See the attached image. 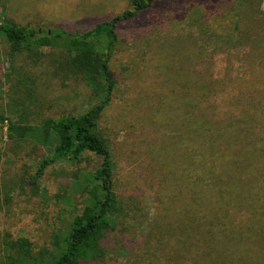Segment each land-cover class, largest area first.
<instances>
[{
    "label": "rangeland",
    "instance_id": "1",
    "mask_svg": "<svg viewBox=\"0 0 264 264\" xmlns=\"http://www.w3.org/2000/svg\"><path fill=\"white\" fill-rule=\"evenodd\" d=\"M130 3L0 0V25H62L82 31L129 10ZM235 7L241 18L234 16ZM242 18L264 21V0H161L120 27L111 60L117 84L99 123L113 162L112 188L125 219L120 238L110 242L117 250L108 253L109 264H159L144 257L148 227L159 226L158 234L165 233L199 215L189 208L191 194H180V188L186 193L180 173L175 171L178 180L168 183L162 165L165 161L172 169L184 162L179 158L184 148L176 141L179 119L185 116L182 99L197 101L193 93L200 75L214 84L208 73L214 71L220 86L235 90L231 102L242 86L246 95L254 87L264 103V68L248 66L246 48L235 47ZM62 59L59 50L34 46L14 54L0 36V116L29 126L79 115L93 106L98 94L82 77L71 76ZM243 65L246 71L240 77ZM232 66L234 74L228 70ZM28 141L10 140L7 123L0 124V264H49L58 256L71 219L87 203L86 178L99 163L93 154H85L74 166L59 163L32 187L30 177L51 145ZM249 152L247 162L235 159L201 186L206 228L221 240L224 251L230 246L238 251L245 212H260L264 218V195L253 201L255 181L264 179V158L258 155L260 163L253 162Z\"/></svg>",
    "mask_w": 264,
    "mask_h": 264
},
{
    "label": "trees",
    "instance_id": "2",
    "mask_svg": "<svg viewBox=\"0 0 264 264\" xmlns=\"http://www.w3.org/2000/svg\"><path fill=\"white\" fill-rule=\"evenodd\" d=\"M158 1L161 0H131L129 10L103 17L82 31L62 25L47 29L10 23L0 25V36L10 44L12 53L20 54L33 46L59 50L63 55L62 65L70 75L82 77L98 94V101L84 113L46 118L37 125L23 126L0 116V124L7 123L10 140L29 142L32 139L40 147L51 145L30 177L32 187H37L48 169L59 163L74 166L85 154L99 158L97 167L86 178L89 188L87 203L82 212L71 219L59 245V254L49 264H109L108 253L117 250L110 242L120 238V226L125 219L121 212L122 203L112 188L113 162L99 123L117 84L111 60L120 43L119 29L135 21ZM234 14L241 18L236 7ZM239 24L235 47L246 48L248 66L264 68V21L242 18ZM243 67H239L240 77L246 71ZM228 70L232 74L236 72L233 66ZM208 73L215 77L214 84L207 83L200 75L199 86L193 93L197 95V101L182 99L185 116L179 119L176 141L184 148L179 154L184 162L172 169L166 167L165 161L163 165L161 163L162 175L165 174L168 183L172 179L178 180L175 171L180 173L186 190L185 193L180 188V194L187 198L191 194L189 208L199 215L165 233L158 234L156 229L159 226L150 225L143 244L144 257L157 259L159 264H264V218L261 220L260 212H245L243 215L237 252V248L231 246L224 251L221 240L206 228L201 186L210 178L208 176L234 163L235 159L247 162L249 151L253 162L260 163L258 155L264 158V103L258 100L256 89L248 88L251 93L246 95L239 86L240 96L231 102L229 95L235 90L220 86L221 79L214 71ZM260 177L264 178L263 175ZM253 190V201L258 202L260 195H264V179H257ZM165 256L167 260L162 261Z\"/></svg>",
    "mask_w": 264,
    "mask_h": 264
}]
</instances>
